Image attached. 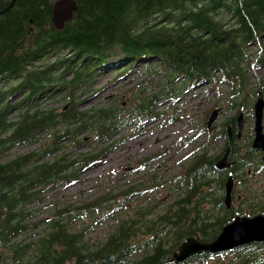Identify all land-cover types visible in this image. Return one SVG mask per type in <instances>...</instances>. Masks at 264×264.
<instances>
[{
    "label": "trees",
    "instance_id": "16d2710c",
    "mask_svg": "<svg viewBox=\"0 0 264 264\" xmlns=\"http://www.w3.org/2000/svg\"><path fill=\"white\" fill-rule=\"evenodd\" d=\"M10 1L0 0V10ZM55 1L14 0L0 12L2 264H210L227 251H203L183 261L174 252L189 236L213 240L236 214L248 213L225 203L229 174L247 166L248 157L224 169L216 161L227 147L234 159L244 147L234 145L228 125L238 127L237 116L245 107L253 66L248 48L264 37V0H77L78 9L63 28L53 21ZM259 58L264 61V44ZM138 65L147 71L139 85L155 77L156 92L151 89L128 105L80 108L81 93L101 70L119 77ZM206 82L231 84L229 108L237 112L214 133L227 134L222 152L215 155L202 142L185 170L174 176L181 193L155 210L154 202L136 200L141 184L127 183L118 193L109 188L78 206L68 203L37 217L33 204L79 179L87 164L118 145L108 141L114 124L157 116L159 106ZM63 98L67 101L58 106ZM116 116L118 121L107 122ZM207 129L204 124L196 133ZM88 130L96 134L87 136ZM31 143L39 148L10 152ZM81 146L88 150L78 151ZM135 200L101 237L91 238L87 225L72 228V214L94 215L92 223H97ZM249 207L248 214L264 212V198ZM248 246L250 253L229 264H264V242Z\"/></svg>",
    "mask_w": 264,
    "mask_h": 264
},
{
    "label": "rangeland",
    "instance_id": "374dc122",
    "mask_svg": "<svg viewBox=\"0 0 264 264\" xmlns=\"http://www.w3.org/2000/svg\"><path fill=\"white\" fill-rule=\"evenodd\" d=\"M263 44L264 37H261L248 48L252 53L253 66L249 67L251 76L247 85L245 107L239 113H242L243 118L241 131L240 127H234L235 132L240 131L241 141L249 142V144L256 136L254 105L257 98H264V61L260 63V58L258 60ZM114 72L101 70L98 73L89 88L81 93L80 108L98 109L100 106L112 104V102H123V105H128L137 97L141 100L151 89H153L151 92H156L159 88V86H153L158 80L155 77L148 79L145 84L139 85V82L147 76L145 66L138 65L119 77H116ZM230 91H232L231 84L214 86L213 83L206 82L198 85L195 90L185 92L175 102L159 106L162 107L160 108L162 113L157 116L141 120L131 117L128 121L123 120L114 124L108 141L116 140L119 142L118 145L97 160L87 164L86 168L81 170L79 179L56 187L44 195L42 202L33 204V208H38L37 217H48L52 215L55 208H63L68 203L78 206L86 200L94 199L105 193L109 188H113V192L118 193L127 183L141 184L136 200L144 203L152 201L155 203V210L159 209L163 205L162 202L181 193L177 190L178 181L174 179V176L185 170L187 163L195 154L194 149L204 142L208 143L210 151L215 155L222 152L227 142V134H218L215 137L217 134L215 131L222 127L226 118L236 115V107L229 108ZM241 95L238 99L241 98ZM66 101L63 98L56 101V104L61 106ZM218 107L221 112L212 122V127H208V131L201 130L196 133V130L201 129L202 125L208 126L209 116ZM118 118L117 116L112 119L108 118L107 122L110 121L109 124H112V120L116 122ZM85 134L89 136L96 132L88 130ZM45 137V139H49V137ZM37 144L16 146L11 148L10 152H27L39 148ZM104 144L106 145L108 142ZM77 150L88 149L81 146ZM56 152L54 150L53 153ZM260 168L255 175L245 171V168L236 173L233 181L234 192L230 202V205L235 209L251 212L249 205L255 203L257 199L264 198V168ZM136 200L123 206L118 212H111L97 223H92L94 215L79 218L72 214L69 216L72 218V228H81L87 225L88 235L91 238L101 237L116 223V219L126 210V207L131 209L138 203ZM28 231L30 234L33 232V230ZM34 236L32 234V237ZM22 237L20 236V238ZM249 250L245 247L213 256L210 259V264H229L232 258L248 254ZM4 251L0 248V264L4 260ZM258 264H262V261Z\"/></svg>",
    "mask_w": 264,
    "mask_h": 264
},
{
    "label": "water",
    "instance_id": "95a60500",
    "mask_svg": "<svg viewBox=\"0 0 264 264\" xmlns=\"http://www.w3.org/2000/svg\"><path fill=\"white\" fill-rule=\"evenodd\" d=\"M14 0L3 9L8 8ZM78 9L77 0H56L53 6V21L58 28H63L66 21L73 17L74 12ZM3 10H0L3 11ZM220 108H215L212 112L208 126L211 127L212 122L219 114ZM263 112H264V98L259 97L255 103V132L256 136L253 140V146L262 148L264 150V125H263ZM242 113L238 117V126L242 127ZM231 134V126L228 127ZM239 131V132H240ZM230 152V147L224 153L223 157L217 161V167L223 168L229 165L227 157ZM233 176H229L226 182V196L225 202L230 206L233 190ZM264 241V212L255 215L238 214L231 221L226 223L218 236L211 241H203L196 236H189L184 240L179 249L174 253V256L179 260H186L188 257L201 253L203 251L217 252L225 249H232L239 245H244L252 241Z\"/></svg>",
    "mask_w": 264,
    "mask_h": 264
},
{
    "label": "flooded vegetation",
    "instance_id": "af4514ba",
    "mask_svg": "<svg viewBox=\"0 0 264 264\" xmlns=\"http://www.w3.org/2000/svg\"><path fill=\"white\" fill-rule=\"evenodd\" d=\"M232 117V116H231ZM230 118V117H228ZM229 125L232 126V133L230 134L228 132V136L231 140L235 141V146L237 147V149L239 148V145H244V147L242 148L245 152L241 151V155L237 156L235 159L232 158V156L230 155L231 153H229L228 157H227V161L229 163V165L225 166L224 168H230L234 165H236L238 163V161H243L244 159H246V156L248 157V165L245 167H242L240 170H243L245 168V171H247L248 173H251V175H254V172L256 171V173H258V171L261 169L260 167L264 168V150L262 148H256L253 146V141L251 143V147L253 148V150L249 147V142H242L241 141V133L240 132H235V128H234V124L230 123ZM236 135V139H234ZM250 150L253 151L250 152ZM230 152H231V147H230ZM255 152V153H254ZM250 156V158H249ZM223 157V156H222ZM221 158V157H220ZM219 159V158H218ZM259 159H262V163L258 164L260 161ZM223 168V169H224ZM238 171H236L233 175L235 177V175H237ZM232 174V173H230ZM229 174V175H230ZM249 213V212H248Z\"/></svg>",
    "mask_w": 264,
    "mask_h": 264
}]
</instances>
